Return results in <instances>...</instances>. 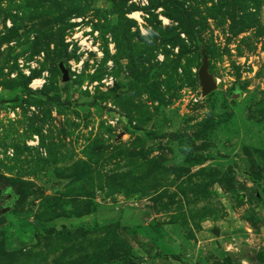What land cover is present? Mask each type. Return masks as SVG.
<instances>
[{
	"label": "rangeland",
	"instance_id": "1",
	"mask_svg": "<svg viewBox=\"0 0 264 264\" xmlns=\"http://www.w3.org/2000/svg\"><path fill=\"white\" fill-rule=\"evenodd\" d=\"M2 191L0 264L262 254L264 0H0Z\"/></svg>",
	"mask_w": 264,
	"mask_h": 264
},
{
	"label": "water",
	"instance_id": "2",
	"mask_svg": "<svg viewBox=\"0 0 264 264\" xmlns=\"http://www.w3.org/2000/svg\"><path fill=\"white\" fill-rule=\"evenodd\" d=\"M207 66H208L207 58L205 56H203L202 66L200 67V69L198 71V81H199V85L201 87V93L203 96L209 95L216 88L215 81L213 80L211 75H209L207 73ZM58 68H59V71L61 73L62 81L67 82L69 80L68 70L64 67L63 63H59ZM8 193L10 195L12 194L9 191H8ZM9 209H10L9 205L3 206L2 208H0V215L7 213L9 211ZM214 233L216 235L219 234L217 230H214Z\"/></svg>",
	"mask_w": 264,
	"mask_h": 264
},
{
	"label": "crops",
	"instance_id": "3",
	"mask_svg": "<svg viewBox=\"0 0 264 264\" xmlns=\"http://www.w3.org/2000/svg\"><path fill=\"white\" fill-rule=\"evenodd\" d=\"M252 248L253 247L248 244V247L246 248V250H248L247 253L243 254L239 252V254H237L233 253L234 251H231L233 250L231 249V246H226V248L224 249V253L226 254L225 256H228L230 258L232 264H264V251L262 252V254L256 255Z\"/></svg>",
	"mask_w": 264,
	"mask_h": 264
},
{
	"label": "trees",
	"instance_id": "4",
	"mask_svg": "<svg viewBox=\"0 0 264 264\" xmlns=\"http://www.w3.org/2000/svg\"><path fill=\"white\" fill-rule=\"evenodd\" d=\"M172 137H177L178 135L176 133H171L170 134ZM200 159L198 160H202V157H199ZM194 160L197 161V157H194ZM251 176L253 178H260L261 176V169L259 166L257 165H251V172H250ZM13 195V199L15 198V194ZM221 264H232L230 258L228 256L223 258V261L221 262Z\"/></svg>",
	"mask_w": 264,
	"mask_h": 264
},
{
	"label": "flooded vegetation",
	"instance_id": "5",
	"mask_svg": "<svg viewBox=\"0 0 264 264\" xmlns=\"http://www.w3.org/2000/svg\"><path fill=\"white\" fill-rule=\"evenodd\" d=\"M12 199L13 195H10L8 191L0 192V208H2L3 206H10Z\"/></svg>",
	"mask_w": 264,
	"mask_h": 264
},
{
	"label": "bare ground",
	"instance_id": "6",
	"mask_svg": "<svg viewBox=\"0 0 264 264\" xmlns=\"http://www.w3.org/2000/svg\"><path fill=\"white\" fill-rule=\"evenodd\" d=\"M40 83H41L40 80H35V81L32 83V86H33V87H37Z\"/></svg>",
	"mask_w": 264,
	"mask_h": 264
}]
</instances>
